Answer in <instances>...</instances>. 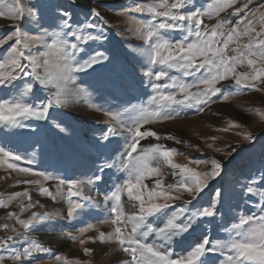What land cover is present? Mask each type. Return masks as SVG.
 Segmentation results:
<instances>
[{
	"label": "rangeland",
	"instance_id": "1",
	"mask_svg": "<svg viewBox=\"0 0 264 264\" xmlns=\"http://www.w3.org/2000/svg\"><path fill=\"white\" fill-rule=\"evenodd\" d=\"M13 2L14 0H6L8 4ZM21 2L40 6L43 27L35 23H25L23 20L0 18V37H6L17 25H23L30 39V46L25 50L27 55L40 57L41 63L43 59H49V71L53 73L55 81V74L63 65L55 55L41 56V53L49 52L46 45L52 43L54 26L59 23L56 20L60 11L57 6L67 7L70 0H21ZM150 2L151 0H92L93 5L96 3L100 5L98 11L107 23H101L99 18H91L103 28V38L98 44L90 43L89 50L99 47L100 51L106 52L110 60L105 62L103 67H97L95 71L89 69L87 72L72 73L73 79L68 81L70 83L67 87L65 82L60 81L64 89V102L53 104L49 108L47 120L29 118L23 121L26 125L24 128L15 129L0 125V146L24 157L15 162L19 167H28L33 172L45 173L55 178L44 180L42 176L19 173L8 169L6 165H0V199L7 203L12 194L25 191L31 197L30 200L24 196L17 197L7 203V207L0 208V240L8 236L14 237L9 242L10 247L7 250L0 248V256L4 257L0 264H20L11 259V256L27 246L24 235L37 240L50 250L47 254H38L33 264H63L64 259H67L69 264H79L83 261H89L90 264H121L122 262L131 264L130 256L119 251L117 243L99 241L93 243L89 238L97 237L99 232L106 234L113 232V225L110 222L105 223L106 219L111 218L112 204V201L105 200V196L110 194L114 186L121 185L128 176V170L124 167L127 162L125 137L128 136L125 126L132 125L140 118L139 110L148 104L150 96L153 95L152 85L168 81V77L160 81L155 80L154 72L159 66L151 65L148 60L147 45L143 39L141 26L151 19L150 15L146 11L127 12L128 6H143ZM214 2L215 0H186V5L180 9V12L187 14L189 10H206L208 4ZM77 4L82 5L83 0H77ZM244 5L247 7L245 8ZM241 8L244 10L238 12ZM68 11L72 13L74 21H83L87 6H74L68 8ZM235 12H238V15H233ZM262 15H264V0H251V2L236 0L231 7L226 8L219 15L210 17L207 14L202 15V27L206 26L210 30L220 21H231L224 28L226 33L228 29L236 26L237 21H240L238 30L243 32L244 24L251 19L254 22L252 27L255 29L251 35L255 36L256 32L264 29ZM186 32L187 29L183 28L168 35L171 39H179ZM14 42V40L7 41L0 46V57ZM248 42L249 37L241 36L236 43L229 45V49H226L227 54L233 55L231 48ZM22 63L28 67L24 72L18 71L20 80L16 83L30 79L25 74L31 70L28 59L25 58ZM260 66L262 65L258 63L257 67ZM236 71L250 73L251 70L245 63L238 66ZM169 76H176L185 83H193V77H183L175 71H169ZM217 87L236 91L233 79L220 81ZM35 88L37 90L34 95L28 98L29 103L46 102L47 98L57 91L56 87L50 85L44 88L38 82ZM258 88L260 90H245L238 94L225 91L223 95H227V100L223 95L212 97L210 102L203 106V111L183 108L172 112L171 119L158 120L144 125L141 129V131L151 130L161 138L157 140L147 137L141 140L137 152L133 153L134 157L141 154V148L160 144L166 148H174L180 153L174 155V163L186 165L199 173L207 172L211 168L210 163L205 164L203 161L215 159L223 164L221 175L210 181L209 186L195 202V206L186 210L181 219H185L189 212L196 208L208 207L215 194L222 192L223 197L216 198L215 217L204 218L195 231L185 233L182 237H174L169 247V250L176 254L173 258L182 253L186 254L192 246L204 238L210 240V246L226 242L230 234L234 235L231 233L232 225L238 223L242 216L264 215V212H261L264 200L255 193L246 194V185L251 182V177L255 175L256 180L259 181L264 170V84H258ZM202 89L203 86L199 90ZM197 90L195 87L190 89L192 92ZM12 95L13 90L10 86H0V100L11 99ZM178 98L182 97L178 96ZM206 116L211 120L206 121ZM232 122L240 126L230 127ZM109 128L120 134H110L108 139H105V133ZM246 134H250L254 139L246 140L244 138ZM168 136L175 137V140L166 139L165 137ZM195 161L201 163L197 164ZM105 164L112 167H105L101 171V166ZM152 164L155 166L156 162L153 161ZM161 171L162 177L149 176L144 179L143 184L149 190L155 186L157 179L162 178L165 185L174 184L179 179V176L172 175L173 170L162 161ZM96 176L102 179L97 181ZM60 179L65 180L66 183L58 191L57 184ZM89 180L92 183H88ZM69 182L78 184L79 191L85 198L80 202L87 205L75 219L67 217ZM40 187L48 188L56 199L41 195ZM257 192H264V187L257 189ZM172 194L177 195L176 192ZM187 199L189 197L185 195L175 201H169L174 206L168 210L169 213L183 206ZM121 203L128 214L138 210V202L131 199L127 192L121 193ZM10 212L14 214L13 218H9ZM33 213L46 214L47 219L31 230H25L15 219L19 217L27 221ZM164 222L153 219L152 226L162 227ZM4 225L8 227L5 228ZM89 226L91 230L81 235L82 229ZM73 237L77 239L74 240ZM80 239L86 241L83 246L79 243ZM56 240L59 241L55 242ZM145 242L149 244L155 242L157 245L161 243L154 234H149ZM84 248H90L93 252L85 255ZM120 253L124 254V259L115 262L117 254ZM56 256L61 257L59 262L55 259ZM209 256V264H220L224 258L220 253H209ZM24 264H27V260Z\"/></svg>",
	"mask_w": 264,
	"mask_h": 264
},
{
	"label": "snow or ice",
	"instance_id": "2",
	"mask_svg": "<svg viewBox=\"0 0 264 264\" xmlns=\"http://www.w3.org/2000/svg\"><path fill=\"white\" fill-rule=\"evenodd\" d=\"M236 0H215L210 3L207 9L200 11L189 10L187 14H181L180 9L186 5V0H151L143 6H128L127 12L139 13L147 12L151 19L142 24L143 39L147 45L148 60L151 65H158L155 70V80L168 77V81L163 84H153V95L150 96L148 104L142 106L140 118L130 126H125L128 132L126 139L127 157L124 164L128 170V176L121 185L114 186L109 195L105 196L106 201H112L110 213L111 218L106 219L105 223L113 225L112 233L99 232L95 238H89L93 243L115 242L118 250L128 254L131 258V264H209V253H220L224 256L220 264H264V215H246L239 219L238 223L232 225L229 239L224 243H217L210 246V240L204 238L201 242L191 247L186 254H176L169 250L173 238L183 236L185 233L195 231L199 223L204 218H214L216 215V198H222L223 193L217 192L213 201L208 207L201 206L194 211L189 212L185 219L186 210L195 206L201 194L209 186L210 181L219 177L222 173L223 164L215 159L203 161L210 163L209 171L199 173L189 167L182 166L173 162L174 155H179L174 148H166L164 145L156 144L148 148H141L140 155L133 156L136 153L140 141L153 137L159 140L161 137L151 131H141L144 125L154 123L158 120H167L172 118V112H177L183 108H194L203 111V106L207 105L212 97L223 95L225 91L230 94L242 93L245 90H260L258 84H264V29L256 32L252 36L255 29L252 27L253 20L249 19L244 24V31L238 30L240 21L236 26L231 27L225 33L224 28L231 21L223 20L214 25L210 30L202 27L201 16L207 14L209 17L219 15L226 8L231 7ZM251 2V0H249ZM87 6V11L83 21H74L73 15L68 11L71 7ZM98 3L92 4V0H83V4H77V0H70L67 7L57 6L60 9L56 20L59 21L55 25V31L52 33V43L46 45L48 53L44 55H55L62 63V69L55 74L49 71V59H43L41 63L40 57L27 55L26 49L30 46L28 33L23 29V25H17L15 30L6 37H0V46L7 41L14 40L6 53L0 57V86L11 87L13 95L11 99L0 100V125L7 128H24L26 125L24 120L34 118L36 120H47L49 116V108L53 104H61L64 102V89L60 85V81L68 82L73 79L74 72H87L89 69L95 71L97 67H103L105 62L110 60L106 52L100 51L99 47L89 50V44H98L103 38V28L99 26L96 20L91 18H99L101 23H107L101 15ZM246 8L247 5H244ZM0 18H10L17 21L23 20L25 23H35L41 25L43 20L42 10L37 4L22 3L21 0H14L8 4L6 0H0ZM241 8L238 10L243 11ZM238 12L233 15H238ZM264 20V15L261 17ZM187 29L179 39L169 38V33ZM140 29H137L139 31ZM95 32V34H93ZM241 36L249 37V42L242 46L237 44L231 48L233 55L229 56L226 49L229 45L236 43ZM223 38V39H221ZM28 59L31 65L30 72L25 74L30 77L21 83L19 72H24L28 65L22 63V60ZM199 61V62H198ZM247 64L250 73H238L237 67ZM262 66L257 67V64ZM42 69V71H40ZM169 71L180 73L183 77H193V83H185L176 76H169ZM200 73V75H196ZM151 75V73H146ZM233 79L236 91L231 89H222L217 87L220 81ZM39 83L48 88L50 85L57 88V91L46 102L39 104L29 103L28 98L34 95L37 90L35 84ZM203 86L202 90H199ZM197 88L196 92L190 91L191 88ZM166 89H174L176 91L165 92ZM181 96L182 98H178ZM227 100V95H223ZM115 119V117H114ZM236 122L230 123V127H239ZM226 130V129H225ZM119 135L114 129L109 128L104 138L108 139L109 135ZM166 139L175 140V137L168 136ZM246 140H252L250 134L244 136ZM180 143L181 141H176ZM24 159L18 153L13 152L3 146H0V165H6L8 169L19 173H27L42 176L44 180L55 179L45 173L33 172L28 167H19L16 161ZM156 164L153 166L152 162ZM161 161L170 167L172 175L179 176L174 184L165 185L163 179H157L155 186L148 189L143 181L146 177L157 176L162 177ZM199 164L201 161H195ZM105 167L112 165L105 164L101 166V171ZM178 170V171H177ZM95 179L100 181L102 177L96 176ZM25 183H32L25 181ZM65 180L60 179L57 184V190H61V186L65 184ZM88 183H92L91 180ZM264 187V170H262L259 181L256 176L251 177V182L246 185V194H257L261 200H264V192H257V189ZM39 192L43 196L56 199L52 192L46 187H40ZM127 192L128 196L138 202V210L128 214L125 212L121 203V193ZM176 192L177 195L172 193ZM69 207L67 208V217L75 219L86 204L80 201L85 199L79 191L76 182H69ZM146 193V195H145ZM188 196L189 199L184 201L183 206L175 208L169 213L173 204L169 201H175L181 196ZM31 197L28 192H17L8 198L10 203L17 197ZM78 197V199H72ZM251 198V196H250ZM162 200V203L156 202ZM7 203L0 199V208L7 207ZM32 205L30 204L29 207ZM261 212H264V206H261ZM9 218H13V213H8ZM18 224L25 230H31L36 225L47 219V215H38L33 213L32 217L27 221L15 217ZM153 219L164 220L163 226L153 227ZM247 226V227H246ZM7 228V225H4ZM91 230V226L82 229L84 232ZM14 231V229H13ZM149 234H154L161 242L157 245L146 243ZM14 237L8 236L4 240H0V248L7 250ZM77 239V237H73ZM24 241L27 243L22 251L15 252L11 256L14 261L24 264H33V260L38 258V254H47L49 248L43 246L35 239H30L24 235ZM79 243L83 246L86 241L80 239ZM225 250L226 253H225ZM85 255L93 252L90 248L83 249ZM55 259L59 262L60 256ZM4 257L0 256V261ZM63 264H69L64 259ZM79 264H90L89 261L79 262Z\"/></svg>",
	"mask_w": 264,
	"mask_h": 264
},
{
	"label": "bare ground",
	"instance_id": "3",
	"mask_svg": "<svg viewBox=\"0 0 264 264\" xmlns=\"http://www.w3.org/2000/svg\"><path fill=\"white\" fill-rule=\"evenodd\" d=\"M142 46H143V45H142ZM65 83H66V87H67V86H69V83H70V82H65ZM72 86H73V85H72ZM71 91H72V90H71ZM76 100H77V99H76ZM225 108L228 110L227 107H225ZM205 120H206V121H210L211 118L208 117V116H206ZM206 121H205V122H206ZM58 241H59V240H56L55 242H58ZM48 243H49V242H48ZM52 246H53V243H52ZM54 246H55V245H54ZM55 249H56V248H55ZM116 257H117V260L115 259V262L118 261V260H120V259H124V254H121V253H120V254H117ZM116 257H115V258H116ZM121 264H123V262H122Z\"/></svg>",
	"mask_w": 264,
	"mask_h": 264
}]
</instances>
